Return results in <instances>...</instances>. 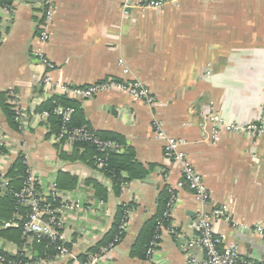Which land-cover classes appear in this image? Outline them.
<instances>
[{"label":"crops","instance_id":"1","mask_svg":"<svg viewBox=\"0 0 264 264\" xmlns=\"http://www.w3.org/2000/svg\"><path fill=\"white\" fill-rule=\"evenodd\" d=\"M126 1L5 4L11 10L0 17V135L7 137L0 160V198L8 192L7 174L24 157L26 166L40 176L42 197L54 189L83 204L82 211L65 218L63 228L65 241L78 257L105 238L118 207L128 205L125 238L101 264H189L184 249L198 236V216L223 207L227 217L214 223L217 235L227 246L238 245L246 261L264 263V233L257 232H264V138L223 132L213 139L204 124L207 107L237 125L257 122L263 115L264 0H179L149 11H125ZM49 8L50 38L42 44L41 26ZM40 52L57 66L55 82L88 87L111 79L138 80L150 90L153 107L117 90L78 101L91 129L122 138L125 149L131 148L149 171L147 178L122 185L117 196L98 167L70 160L77 153L74 145L49 136L48 118L38 112L47 102L39 86L44 72ZM3 100L22 111V129L9 124ZM155 121L163 124L167 136L187 143L183 149L210 194L207 207L184 184L181 165L165 153V139L157 136ZM91 181L104 187L106 200L97 196ZM165 190L177 193L173 232H162L151 260L133 257L140 231L158 214ZM15 227L0 226V232ZM0 251L12 257L39 254L33 241L19 246L2 236ZM190 253L205 259L200 247Z\"/></svg>","mask_w":264,"mask_h":264},{"label":"built area","instance_id":"2","mask_svg":"<svg viewBox=\"0 0 264 264\" xmlns=\"http://www.w3.org/2000/svg\"><path fill=\"white\" fill-rule=\"evenodd\" d=\"M131 1L127 0L124 4L125 11L132 9L133 7L138 8L141 11L162 10L169 5L177 4L179 0H138L135 4ZM10 10L11 7L8 5L0 6V17L2 13ZM52 17L53 9L49 8L41 26L40 42L42 44L49 41V29ZM38 62L44 67V72L39 80V86L43 95L47 98V101L55 96H63L75 101L83 102L91 100L101 93L117 90L129 94L133 100L141 102L149 107L155 105L156 101L150 90L138 80L123 82L111 79L88 87H72L54 81L53 73L57 70V66L46 58L42 52L38 53ZM14 110L16 113V122L19 124V128L22 129L24 115L18 108L15 107ZM73 114L74 109L72 108L58 106L54 109V115L61 118L63 125L60 133L56 136L57 142L74 145L77 141H90L102 152L110 151L117 154L123 153L125 147L117 142L103 141L86 128L70 129L69 124ZM43 116L48 118L49 114L44 112ZM204 118V124L210 126L213 139H216L218 135L223 132L243 134L255 139L264 138V111L259 121L247 125L228 123L219 113L214 112L210 107L205 109ZM155 129L157 136L165 139V153L167 156L181 165L184 184L192 191L201 205L207 207L210 203V194L202 176L191 165L188 156L183 149L187 143L167 136L163 124L159 121H155ZM6 148L7 137L5 135H0V160L3 157ZM96 164L99 169H102L105 167V160L98 158ZM40 182V176L35 171L28 168L23 186L14 194V197L20 208L27 209V215L22 226L26 241L34 242L35 240L40 241L43 238L47 239L49 241V246L54 247L55 254L48 258L34 257L19 261H9L0 253V264H55L58 261H70L73 262V264H101L102 260L123 241L121 236L127 233L129 228L130 212L127 211L124 216L120 226V236L115 242L103 247L99 253L90 256L87 261L80 262L78 256L65 241L63 228L65 218L82 211L84 208L83 204L81 201L59 196L54 189L49 197H42L39 192ZM125 185L126 184H123V186ZM176 201L177 193L172 195L167 204V209L164 213L166 219L171 220ZM17 217L20 218V216ZM226 217V209L223 207L214 208L210 213H202L198 216L196 227L198 236L184 249L188 263L264 264L246 261L242 258L238 245L227 246L224 244L223 237L217 235L215 232L214 223L226 219ZM7 226H17V224H7ZM164 230L173 232L171 226L165 227L163 224L159 223L157 235L151 242L147 251L148 260H151L156 254ZM257 232L260 234L264 233L261 228H258ZM193 247H200L204 250L205 259L203 261H200L191 255L190 250Z\"/></svg>","mask_w":264,"mask_h":264},{"label":"trees","instance_id":"3","mask_svg":"<svg viewBox=\"0 0 264 264\" xmlns=\"http://www.w3.org/2000/svg\"><path fill=\"white\" fill-rule=\"evenodd\" d=\"M9 2L10 0H0V6H3ZM58 106L74 109V114L69 124L70 129L86 128L88 131L103 141L117 142L120 145L126 147L124 140L116 135L93 131L83 118V113L80 109L79 102L63 96H55L49 99L40 107L38 111L39 113L47 112L49 114L48 124L51 127L49 136H57L63 126L61 118L54 115V109ZM3 110L9 124L13 128L19 129V124L16 122L14 106L11 104L7 105L5 100H3ZM74 149L77 153H75L74 157L70 158V160H80L82 162H87L89 165L94 167H97L96 161L98 158L105 160V167L100 170L105 175V177L111 180L112 184L114 185V192L117 196L119 195V190L123 184H127L133 180H143L149 175V171L140 163H138L135 158V153L131 148H127L123 151V153L117 154L110 151L102 152L94 143L90 141H77L74 143ZM81 149H83L84 152L79 154ZM27 171L28 167L25 164L24 157L18 158L14 167L7 174V178L10 180L8 192L4 197L0 198V226L5 227L7 224H17L15 228H5L2 232H0V236L6 237L11 241L16 242L19 246L26 242V237L23 233L22 226L27 215V209L20 208L18 206L14 194L22 188L23 182L27 176ZM90 184H92L95 188L97 196L102 200H106L108 193L104 187L95 181H91ZM173 194H176V192L168 190H165L161 194L159 199L158 214L147 221L141 229L137 242L132 250L133 257L147 259V251L151 242L157 235L159 223L163 224L165 227H169L171 225V220L166 219L164 217V213ZM127 211H130V207L128 205H121L118 207L116 220L112 230L99 244L90 250L88 255L78 257L80 262L87 261L90 256L99 253L103 247L115 242V240L120 236V226ZM17 216H20V218ZM125 235L126 233L121 236L122 240L125 238ZM34 245L39 250L37 257L48 258L55 254L54 247L49 246V241L47 239L43 238L40 241L35 240ZM0 253L9 261H19L26 259L22 254L17 257H12L1 251ZM69 264H73V262H69Z\"/></svg>","mask_w":264,"mask_h":264}]
</instances>
